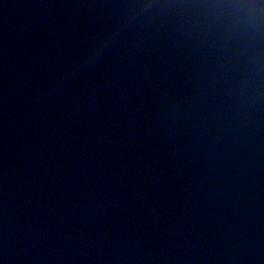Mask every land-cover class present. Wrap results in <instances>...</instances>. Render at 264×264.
<instances>
[{
  "label": "water",
  "instance_id": "95a60500",
  "mask_svg": "<svg viewBox=\"0 0 264 264\" xmlns=\"http://www.w3.org/2000/svg\"><path fill=\"white\" fill-rule=\"evenodd\" d=\"M100 2L0 0V264H264V103L151 27L57 79Z\"/></svg>",
  "mask_w": 264,
  "mask_h": 264
},
{
  "label": "clouds",
  "instance_id": "9594fccd",
  "mask_svg": "<svg viewBox=\"0 0 264 264\" xmlns=\"http://www.w3.org/2000/svg\"><path fill=\"white\" fill-rule=\"evenodd\" d=\"M88 7L101 22L57 79L113 45L133 46L151 27L208 53L212 76L228 82L236 117L243 120L264 103V0H101Z\"/></svg>",
  "mask_w": 264,
  "mask_h": 264
}]
</instances>
